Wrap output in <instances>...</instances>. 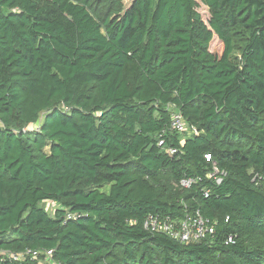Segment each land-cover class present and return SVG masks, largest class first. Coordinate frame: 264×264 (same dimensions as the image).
Returning a JSON list of instances; mask_svg holds the SVG:
<instances>
[{
	"label": "trees",
	"instance_id": "obj_1",
	"mask_svg": "<svg viewBox=\"0 0 264 264\" xmlns=\"http://www.w3.org/2000/svg\"><path fill=\"white\" fill-rule=\"evenodd\" d=\"M200 2L0 0V264H264V0ZM196 210L207 240L144 228Z\"/></svg>",
	"mask_w": 264,
	"mask_h": 264
},
{
	"label": "built area",
	"instance_id": "obj_2",
	"mask_svg": "<svg viewBox=\"0 0 264 264\" xmlns=\"http://www.w3.org/2000/svg\"><path fill=\"white\" fill-rule=\"evenodd\" d=\"M167 110L170 113V132H176L181 135H185L188 130H192L195 133L194 129H191L186 123L182 113L176 108L175 105H168ZM25 132L27 130H24ZM159 146L166 147V140L160 138ZM167 154L173 156L176 154L177 150L173 148H166ZM205 160L208 163L212 164L210 173L208 174V180H212L216 185H221L223 181L227 178L228 173L225 170H222L215 162H213L212 156L206 154ZM197 182L195 179H184L179 183V186L182 188H190ZM209 191H205V196H209ZM52 204L55 208L57 204ZM77 216L68 214L67 221H76ZM144 228L147 232L151 234H162L170 237L182 244H190L201 242L210 238L215 231L214 224L211 220L205 218L201 210H196L191 215H187L181 220H175L170 216L162 215H150L144 223ZM230 239V243H232ZM54 251H32L28 250L24 254L16 255L9 254L13 260H23L25 258H30L32 261H38L41 257H44L45 262H52Z\"/></svg>",
	"mask_w": 264,
	"mask_h": 264
},
{
	"label": "rangeland",
	"instance_id": "obj_3",
	"mask_svg": "<svg viewBox=\"0 0 264 264\" xmlns=\"http://www.w3.org/2000/svg\"><path fill=\"white\" fill-rule=\"evenodd\" d=\"M134 0H124V5H125V8H129L132 4ZM197 2L199 3V6L197 8V11L201 14L203 20L208 24L209 23V20H210V13H209V10L206 6H204L200 0H197ZM212 49H216L219 47V41L217 40V38H215L214 42L212 43ZM195 131V129H194ZM198 131L196 130L195 131V134H197ZM193 134V131L192 130H188L185 134V136H192ZM43 207H46L48 209V211H54V206L52 204H44ZM57 207V206H56ZM50 214H53L52 212H50ZM45 262V261H44ZM49 264V262H47ZM51 264H53V262H51Z\"/></svg>",
	"mask_w": 264,
	"mask_h": 264
}]
</instances>
